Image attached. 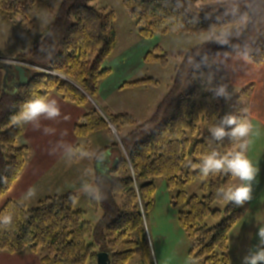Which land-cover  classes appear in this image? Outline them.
<instances>
[{
  "label": "trees",
  "instance_id": "16d2710c",
  "mask_svg": "<svg viewBox=\"0 0 264 264\" xmlns=\"http://www.w3.org/2000/svg\"><path fill=\"white\" fill-rule=\"evenodd\" d=\"M94 1L0 0L3 21L12 22L20 16L22 24L32 25L29 16L42 5L51 22L34 47L18 58L29 65V81L15 94L4 91L7 64L0 63V198L8 194L27 162L28 147L18 144L23 127L12 124L11 117L34 95L56 93L67 103L87 107L74 127L79 140L112 131L89 98H98L102 80L112 74L104 63L116 48V20L113 11L91 7ZM204 1L123 0L144 40L172 33L196 36L234 29L215 42L178 55L180 63L170 90L148 121L138 125L130 114L108 116L128 159L120 154L114 169L97 179L101 199L90 200L95 209L102 207L104 212L97 225L84 221L86 213L75 210L77 196L73 192L43 199L35 208L7 202L0 214L12 215L13 222L8 228H0V253L41 254L43 264H88L98 261L97 254L103 251L109 255L110 264H128L140 242L147 241L144 215L154 204L155 179L163 178L169 189L177 191L173 207L185 208L177 219L190 244L192 263L229 264V234L242 219L246 205L237 207L216 197V190L226 187L233 177L221 174L201 179L190 164L208 150V128L223 115V100L212 99L207 89L219 83L230 87L229 75L212 58L233 52L247 56L256 65L264 64V0L230 4ZM145 55V65L169 66L161 45ZM159 84L154 78L127 81L121 89ZM252 88L248 86L235 96L230 112L240 114L237 101ZM114 147L117 149L119 143ZM217 148L226 151L228 141ZM106 150L99 151L97 157ZM73 158L79 159V154ZM195 180L203 183L202 196H187L186 186ZM224 203V210L215 208ZM209 220L217 224L211 227ZM40 249L47 252L40 253Z\"/></svg>",
  "mask_w": 264,
  "mask_h": 264
},
{
  "label": "rangeland",
  "instance_id": "374dc122",
  "mask_svg": "<svg viewBox=\"0 0 264 264\" xmlns=\"http://www.w3.org/2000/svg\"><path fill=\"white\" fill-rule=\"evenodd\" d=\"M237 0H205L204 4L208 3H223L230 4ZM96 9H107L108 12L113 11L115 14V32L117 33L116 48L105 63L104 67L113 69H120L122 57L130 51L136 50L141 37L139 35L136 22L130 19L129 14L124 8L123 0H96L89 4ZM33 25L22 24L20 16L12 22L4 20L0 24V63L11 65H27L26 63L13 60L21 58L24 52L39 41L40 35L45 33L49 28L51 22L48 18V11L42 5L29 16ZM234 27L219 29V31L208 32L207 34H199L196 36L178 35L175 33L168 35H160L156 37L157 42L163 47L166 54H168V67H162L157 64L145 65L143 62L138 64V61L132 66L130 73L127 74L126 81L136 82L138 80L154 78L159 81L158 86H138L127 87L121 89L115 97L111 98L107 104L109 107L118 108L121 114H131L135 116L138 125L148 121L152 117L156 106L160 103L163 97L169 92L174 78L175 68L180 63L178 55L195 48L198 45L207 44L208 42H215L226 34L231 33ZM214 58H212L213 60ZM121 73L120 71L118 72ZM124 78V77H123ZM229 80V78H228ZM231 94V100L228 103L222 102V114L230 112L233 99L236 94L228 90ZM242 103L238 102L239 110H242ZM104 110V107L102 108ZM119 143L118 154L127 156V151L123 146L122 139L116 131L114 135H110L108 131L98 132L92 136V144L89 149L94 156L98 155V151L106 150L108 154L110 150L116 149L115 144ZM87 147V145H84ZM120 151V153H119ZM249 159L252 160L255 167L259 170L256 181L253 184V196L251 201L247 203L250 208L244 207L241 223L236 227L238 234H246L252 232L250 238L252 243L250 249L255 248L258 243L256 235L257 229L264 226V143L261 146H255L251 141L249 151L247 153ZM98 158V157H97ZM113 167V166H111ZM97 173L100 168L95 167ZM239 181L233 179L227 186H235ZM156 193L154 195V204L152 208L144 215V222L147 234V241L140 242L133 259L128 264H190L192 263L191 257L186 252L188 247V239L179 225L178 214L180 211L185 210L184 207L174 208L173 199L177 195L176 190L169 189L165 185L163 178L155 179ZM201 180H195L186 186L187 196L199 195L202 196ZM226 186V187H227ZM89 196L79 193L78 203L75 205L76 211L86 213L84 221L93 225H97L102 218L104 212L102 207L95 209ZM246 205V204H245ZM224 210L226 203L218 204L215 208ZM31 208V207H29ZM33 208V207H32ZM247 209V210H245ZM245 214V215H244ZM244 216V217H243ZM209 225L215 226L217 222L209 220ZM90 243L96 244L93 240ZM188 242V244H187ZM100 246L99 244H96ZM190 247V244H189ZM99 248V247H98ZM98 250H101L100 248ZM40 253H46L44 249L39 250ZM249 249H244L240 245L237 246L234 258L238 264H241L242 257L247 254ZM103 251H99L101 253ZM247 252V253H245ZM98 253V254H99ZM238 257V258H237ZM88 264H98V261H90ZM194 264V263H192ZM202 264V263H195Z\"/></svg>",
  "mask_w": 264,
  "mask_h": 264
},
{
  "label": "crops",
  "instance_id": "0c3cea01",
  "mask_svg": "<svg viewBox=\"0 0 264 264\" xmlns=\"http://www.w3.org/2000/svg\"><path fill=\"white\" fill-rule=\"evenodd\" d=\"M3 22L0 17V24ZM157 41L156 37L148 40L141 38L137 49L122 57L120 69L113 68L112 74L102 80L98 98L90 101L91 105L98 108L102 115L108 117L121 114L118 108L109 107L107 102L121 92L122 85L127 82L125 77L130 73V70L133 71L131 68L136 61H138V64L143 62L146 53L155 46H160ZM243 57L241 54L233 52L221 53V55L213 57V63L229 75L230 87L228 90L231 89L236 96L246 87L253 86L246 96L240 97L237 104L238 102H243L241 109L247 110V115L253 124V134L250 139L255 146H261V143H264V64L256 65L248 58L244 59ZM6 68L4 91L6 94H15L19 89L18 74L12 68ZM119 71L121 72L120 74L118 73ZM49 97L57 100L61 109V116L56 120H41L40 130H34L31 125H22L23 135L19 139L18 144L28 147L27 162L23 173L7 192L8 194L0 198V211L7 202L16 201L19 204L26 205L28 208H35L38 202L43 199L72 192L76 194L78 203L82 185L92 184L99 190L98 177L111 172L115 167V160L120 156L118 148L110 150L109 154L106 152L103 162H101L102 156L100 158L89 156L84 159L74 160L75 154L71 155V157L66 155L68 149H74L76 146L87 148L89 153L93 155L89 146L92 144V136L96 133L88 139H77L74 127L84 113L88 111V108L67 103L56 93L50 94ZM103 107L104 110L102 109ZM44 127L52 130L50 134L44 133ZM130 129H123L124 133H128ZM108 133L114 135L113 130L108 131ZM84 145H87V147H84ZM95 167L100 168L99 173H97ZM29 190L34 192V195L29 196ZM88 198V201L91 200V197ZM247 207L250 208L246 203ZM242 220L244 219H241L229 234V264H238L234 259L237 256L235 250L238 245L244 247V249H250L249 247L252 243L250 238L252 232L246 234V231H244V233L238 234L234 230ZM189 248L188 244L185 249L186 252L189 251ZM0 264L43 263L41 262V254L27 251V253L15 255L6 252L0 253Z\"/></svg>",
  "mask_w": 264,
  "mask_h": 264
},
{
  "label": "clouds",
  "instance_id": "9594fccd",
  "mask_svg": "<svg viewBox=\"0 0 264 264\" xmlns=\"http://www.w3.org/2000/svg\"><path fill=\"white\" fill-rule=\"evenodd\" d=\"M247 59V56L243 57ZM211 82V77L209 78ZM214 100H223L228 103L231 94L228 85L224 83L216 84L207 89ZM61 116V109L56 99L47 95H34L32 99L24 102L19 112L11 117L12 124L16 126L31 125L34 130L41 129V120H56ZM45 134L52 131L48 127L43 129ZM207 138L208 150L203 153L198 162L191 163L190 167L198 171L201 179L210 176L226 175L239 181L235 186L220 187L216 190V197L224 202L232 203L237 207H243L251 201L253 196V184L258 175V169L249 159L247 153L250 148L253 134V124L247 115V110L227 112L219 117L218 122L208 128ZM228 141L229 148L221 152L217 145H222ZM78 153L80 159L89 157L91 154L82 147L68 149L66 155ZM106 153L103 152L101 162L104 161ZM83 194L93 198L101 199L99 190L92 184L82 185ZM34 192L29 190V196ZM13 216L0 214V228H8L12 225ZM258 243L254 250L249 249L248 253L242 257L241 264H264V226L257 229Z\"/></svg>",
  "mask_w": 264,
  "mask_h": 264
},
{
  "label": "water",
  "instance_id": "95a60500",
  "mask_svg": "<svg viewBox=\"0 0 264 264\" xmlns=\"http://www.w3.org/2000/svg\"><path fill=\"white\" fill-rule=\"evenodd\" d=\"M7 67L12 68L18 74V85L19 86L29 81V72H27V68L24 65L19 63L18 65L14 66L8 63ZM89 100L91 101L92 99L89 98ZM118 161H119V157L115 160V163H114L115 166L118 164ZM97 260H98V264H110L109 255L105 252H101L97 254Z\"/></svg>",
  "mask_w": 264,
  "mask_h": 264
},
{
  "label": "built area",
  "instance_id": "2783aa9c",
  "mask_svg": "<svg viewBox=\"0 0 264 264\" xmlns=\"http://www.w3.org/2000/svg\"><path fill=\"white\" fill-rule=\"evenodd\" d=\"M25 67H29V65H25ZM105 118H106V120L108 121V123L110 124V120H109V118H107L106 116H105ZM110 126H111V128H113L111 124H110ZM113 130H115V128H113ZM126 158L128 159L127 156H126Z\"/></svg>",
  "mask_w": 264,
  "mask_h": 264
}]
</instances>
